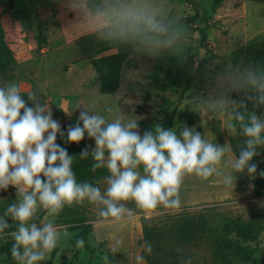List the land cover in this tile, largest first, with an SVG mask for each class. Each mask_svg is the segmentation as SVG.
Segmentation results:
<instances>
[{"label": "clouds", "instance_id": "1", "mask_svg": "<svg viewBox=\"0 0 264 264\" xmlns=\"http://www.w3.org/2000/svg\"><path fill=\"white\" fill-rule=\"evenodd\" d=\"M65 6L97 40L130 45L152 59L172 58L181 66L189 63L190 34L158 0H65ZM186 68L194 77L200 72L195 61ZM202 78L198 96L203 106L226 117L228 137L239 129L245 138L238 156L227 138L223 144L210 142L195 127L184 125L177 133L175 127L155 123L141 134L137 119H108L79 106L77 122L65 132L37 92L24 95L15 82L0 86V191L11 186L18 198L0 216V240L11 236L12 258L18 264H41L68 237L50 220L37 223L40 209L54 216L66 205L87 201L96 206L101 220L121 222L132 218L127 201L145 213L160 207L179 209L180 189L188 175L203 180L215 175L233 189L237 177L225 174L221 165L235 173L247 170L250 178L257 174L264 178V171L257 173L258 166L252 162L260 154L258 147L264 146V113L258 114L264 109V59L230 61L219 69L205 64ZM105 111L114 112L111 107ZM85 135L95 146H85L78 156L81 160L91 156L93 172L107 169L103 189L101 181H78L73 170L76 155L57 143L59 136L65 144H79ZM226 154L233 156L224 160ZM9 220L17 222L16 230L6 231L12 227ZM122 244V239H115L111 250L116 252ZM84 247V238H77L75 248ZM143 251L152 254V244L146 241ZM102 259L109 264L107 255ZM135 260L146 264L144 255L137 254ZM183 264H192L191 258Z\"/></svg>", "mask_w": 264, "mask_h": 264}, {"label": "rangeland", "instance_id": "2", "mask_svg": "<svg viewBox=\"0 0 264 264\" xmlns=\"http://www.w3.org/2000/svg\"><path fill=\"white\" fill-rule=\"evenodd\" d=\"M199 1L201 7L192 0H158L171 16L184 19L182 25L191 41L188 65H178L172 58L152 59L133 48L124 62L119 89L114 94H102L98 73L89 57L105 53L95 54L91 48H80L78 39L91 32L68 11L65 0H15L13 5L0 0V28L11 47L7 63L0 67V86L15 82L22 92H37L38 99L52 108L54 119L59 120L61 126L73 115H79L78 106L86 107L108 119L116 116L137 119L141 134V123L152 127L155 123L169 125V128L175 127L177 133L184 125L195 127L205 133L210 142L223 144L227 138L234 154L243 137L238 130L236 135L228 137L226 117L208 111L198 96L204 86L203 72L194 77L186 67H191L195 61L199 66L202 63V70L205 64L219 69L230 61L258 59L264 48V0ZM203 9L210 17L205 42L200 32L204 24ZM40 31L47 39L41 49L36 41ZM202 49L205 53L199 59ZM177 73H181L182 82L163 90L165 80ZM106 107L113 108V114L107 113ZM63 110L72 113L71 117ZM189 119H193L191 126L187 123ZM89 140L95 146L94 140ZM257 151L260 154L252 162L257 164L259 173L264 171V146ZM233 154H226L224 160L232 158ZM221 167L225 174L231 173L234 180L237 177L235 188L225 186L215 175L208 180L185 176L179 209L160 207L145 213L136 208L134 202L127 201L132 218L121 222L101 220L96 206L87 201L66 205L59 215L48 216L46 212L37 223L50 220L69 235L41 264H105L104 255L109 257V264H136L135 256L142 255L145 221L167 229L181 216L197 214L205 215L213 231L187 245L173 264H183L189 258L192 264H224L215 256L216 235L230 245L259 247L252 259H237L232 264H264V178L259 174L250 178L247 170L235 173L231 168ZM99 186L106 187L103 180ZM15 192L11 186L6 192L0 191V216L8 205L17 202ZM42 211L46 210H38L37 215ZM9 222L17 225L15 221ZM236 223L259 230L258 243L238 238L234 231ZM83 224L92 226L87 236L89 249L86 246L75 248ZM117 238L122 239L123 244L113 252L112 245ZM4 243L5 240H0V264H6Z\"/></svg>", "mask_w": 264, "mask_h": 264}, {"label": "trees", "instance_id": "3", "mask_svg": "<svg viewBox=\"0 0 264 264\" xmlns=\"http://www.w3.org/2000/svg\"><path fill=\"white\" fill-rule=\"evenodd\" d=\"M197 7H201L199 0H192ZM220 1V0H217ZM15 0H7L9 5H13ZM204 24L200 28L202 35V41L205 42L207 38V29L209 27V15L206 10L202 11ZM179 22L182 24L184 22L183 18H179ZM39 28L41 26L39 25ZM192 28V27H191ZM198 30V29H193ZM36 41L38 43V48H43L46 44V35L40 31L36 36ZM78 44L82 50L91 48L94 50L95 54L105 53L102 55H92L90 60L92 66L98 73V78L100 80V92L102 94H114L121 85V73L124 66L126 58L129 56L131 49L130 45H116L106 43L97 40L94 35L89 34L82 36L78 39ZM11 53V47L6 40L2 29L0 28V67L7 63L8 58ZM258 59H264V48L259 54ZM200 76L203 72L202 63H200ZM182 82L181 73L175 75H170L168 79L165 80L162 85L163 90H167L174 85H179ZM28 92H22V94L27 95ZM25 99L27 97L25 96ZM39 101L44 104L42 100ZM264 112V109L258 110V114ZM78 115H73L70 120L62 125V130L66 132L69 125H74L77 122ZM188 125L193 124V119L188 120ZM165 128H169V125H163ZM142 130H150L152 126L147 123H141ZM239 132V129H238ZM242 136V135H241ZM243 137V136H242ZM245 138L243 137V140ZM57 143L62 147H66L70 155H76L73 162V170L76 174L78 181H89L95 184L97 181L103 180V178L108 175L106 168L97 169L95 172L92 171V164L94 163L91 156L87 159L81 160L78 154L85 146L94 147L85 135L84 140L79 144L70 143L65 144L63 140L57 137ZM238 156V148L234 149ZM46 211H42L37 215L36 222L40 221L45 215ZM12 227L7 229V232L16 230L17 225L11 224ZM82 230L80 237L85 240L86 248L89 247L88 233L92 230V226L89 224H83L81 226ZM235 234L238 238L245 240L246 242L258 243L259 230H253L251 227L243 224H235ZM213 231L212 227L207 222L205 215H184L178 219V222L172 225L170 228H162L161 226L148 223L147 221L143 224V244L147 241L153 246L152 254H146L142 250V255L145 256L147 264H173L176 262V258H179L182 252L186 249L187 245L196 243L202 240L204 237L208 236ZM222 236H215V256L224 264H232L237 259L250 260L258 252L259 247H247L241 246L239 244L230 245L225 242ZM14 241L11 236H8L3 245V252L5 253V263L6 264H18V261L14 260L11 256V247ZM177 248H182V252H177Z\"/></svg>", "mask_w": 264, "mask_h": 264}, {"label": "water", "instance_id": "4", "mask_svg": "<svg viewBox=\"0 0 264 264\" xmlns=\"http://www.w3.org/2000/svg\"><path fill=\"white\" fill-rule=\"evenodd\" d=\"M204 53H205V51H204V49H202L201 52H200L199 59H202L203 58Z\"/></svg>", "mask_w": 264, "mask_h": 264}, {"label": "crops", "instance_id": "5", "mask_svg": "<svg viewBox=\"0 0 264 264\" xmlns=\"http://www.w3.org/2000/svg\"><path fill=\"white\" fill-rule=\"evenodd\" d=\"M264 113V112H263Z\"/></svg>", "mask_w": 264, "mask_h": 264}]
</instances>
